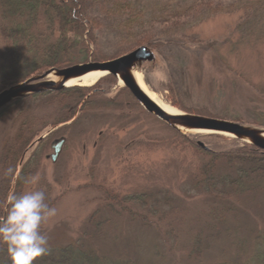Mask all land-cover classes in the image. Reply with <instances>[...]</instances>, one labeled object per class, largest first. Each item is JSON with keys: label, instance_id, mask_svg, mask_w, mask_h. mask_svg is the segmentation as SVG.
<instances>
[{"label": "rangeland", "instance_id": "obj_1", "mask_svg": "<svg viewBox=\"0 0 264 264\" xmlns=\"http://www.w3.org/2000/svg\"><path fill=\"white\" fill-rule=\"evenodd\" d=\"M128 2L133 9L143 10L144 21H159L166 10L183 8L190 0ZM213 8L198 12L175 33L166 25L153 27L149 39L164 44L158 49L142 45L153 53L154 60L137 65L135 72L151 93L181 113L186 112L172 104L169 87L188 109L207 108L217 119L230 121L239 117L246 122L245 126L264 130V0H228ZM105 23L96 31L95 46V52L105 57V61L138 48L120 54V34ZM189 39L214 43V47L200 49L188 44ZM103 78L97 83L106 98L115 97L124 88L118 79L106 83ZM50 79L58 80L54 76ZM122 99L125 106L108 105L101 110L86 111L85 115L79 113L81 104L71 121L50 129L46 135L55 132L54 139L37 152V172L27 178L22 191L43 190L46 201L57 209V215L42 226L50 248L77 242L107 260L194 264L188 260L190 235L202 228V223L196 226L195 222L202 215L204 200L203 194L189 192V177L199 158L185 140H193L195 146L200 141L215 152L250 144L225 135L177 131L148 114L132 96ZM78 116L79 121L71 125ZM10 122L8 119L4 123L3 130ZM60 139L65 143L52 162V143ZM34 147L25 160L37 146ZM108 190L124 196V205L132 212L146 211L140 203L130 200L129 197L137 195L143 196L146 205L154 203L163 210L165 198L185 206L186 215L177 228L176 245L172 240H163L152 228L129 224L122 216L114 219L117 208L108 209L105 204L116 202L103 198ZM241 211L244 212L237 215L235 222L228 223L231 233L241 236L251 231L264 233V204ZM88 226L94 227V233L86 236V232L92 231ZM232 241V236L209 241L201 264L235 257L234 248H230Z\"/></svg>", "mask_w": 264, "mask_h": 264}, {"label": "trees", "instance_id": "obj_2", "mask_svg": "<svg viewBox=\"0 0 264 264\" xmlns=\"http://www.w3.org/2000/svg\"><path fill=\"white\" fill-rule=\"evenodd\" d=\"M126 1L128 2V0H0V92L48 69H65L85 64L89 60L105 61V57L95 52L96 31L104 22L120 34L118 41L120 54L142 45L158 49L164 43L149 39V32L153 27L166 25L167 29H172L175 33L198 12H207L228 0H190L183 8L173 7L162 12L160 15L162 19L159 21H144L141 8L133 9L129 2L120 4ZM124 17L126 19H123ZM188 44L200 49L214 47V43H202L193 39H189ZM92 46L94 50L91 49ZM114 80L112 76L102 79L106 83H113ZM98 87L97 83L92 87H71L59 92L30 95L0 110V217L4 214L6 196L13 190L17 193L23 192L27 178L37 172L39 164H36L37 152H40L42 145L45 143L48 145L54 139L55 132L39 141L43 134L46 135L50 129L71 121L81 104L79 113L85 115L86 111L101 110L100 108L108 105L120 108L122 105L125 106L122 98L131 97L125 88H121L119 94L109 99L101 94ZM168 91L173 98L172 104L179 106L186 113L218 118L207 108H186L176 99L177 93L172 88L169 87ZM8 119H11V122L6 126L8 128L3 130L2 126ZM79 119L80 116L71 125H75ZM225 119L227 120L222 118ZM230 121L246 124L239 117ZM179 136L184 139V136ZM185 141L191 145L199 158V164L189 177L191 182L189 192L203 194L201 196L204 200L202 215L195 222L196 226L202 223V228L193 230L190 235L192 243L188 251V260L194 264H201L204 253L209 249V241L218 242L232 236L233 243L230 248H234L236 256L225 261H216L215 264H264V233L251 231L241 236L236 232L231 233L232 228L228 227L229 222H235L237 215L244 212L241 210L258 208L264 204V152L247 144L230 151L215 152L205 145V150L200 148L198 146L200 141L196 142L197 146L193 144V140ZM33 147L35 149L25 160V155ZM105 193L103 198L116 202L107 205L104 203L108 209L112 206L114 209L117 208L113 215L114 219L122 216L129 224L152 228L163 240H172V244L176 245L179 238L177 228L186 215L185 206L165 198L166 208L163 210L157 208L154 203L151 206L146 205L143 196L137 195L129 197L130 200L140 203L146 211L132 212L124 205L126 199L124 196L114 195L109 190ZM88 229L92 231L86 232V236L94 233V227L88 226ZM0 264H11L2 246ZM36 264H132V262L107 260L105 257L101 258L99 253H93L83 245L72 242L63 247L50 248L48 254L41 257Z\"/></svg>", "mask_w": 264, "mask_h": 264}, {"label": "water", "instance_id": "obj_3", "mask_svg": "<svg viewBox=\"0 0 264 264\" xmlns=\"http://www.w3.org/2000/svg\"><path fill=\"white\" fill-rule=\"evenodd\" d=\"M153 60V53L146 46H141L128 54L109 61L88 62L85 64L73 65L65 69H48L40 75L34 76L0 92V110L12 102L30 95L62 91L70 87L65 85L70 79L79 78L89 72L100 71L120 80L123 87L127 89L135 101L148 114L155 116L177 131L206 132L230 136L234 139L244 141L264 152V130L217 118L181 112L172 115L164 112L139 88L132 75V71H135L137 65L144 62H152ZM51 76H54L58 80H51ZM43 138L44 137L40 138L39 141ZM64 143V139H60L52 144V161H55ZM198 146L204 150L206 149L201 142H198Z\"/></svg>", "mask_w": 264, "mask_h": 264}, {"label": "clouds", "instance_id": "obj_4", "mask_svg": "<svg viewBox=\"0 0 264 264\" xmlns=\"http://www.w3.org/2000/svg\"><path fill=\"white\" fill-rule=\"evenodd\" d=\"M57 215V209L46 201L45 192L15 190L6 196L5 210L0 217V246L11 264H36L50 251L49 237L42 226Z\"/></svg>", "mask_w": 264, "mask_h": 264}, {"label": "bare ground", "instance_id": "obj_5", "mask_svg": "<svg viewBox=\"0 0 264 264\" xmlns=\"http://www.w3.org/2000/svg\"><path fill=\"white\" fill-rule=\"evenodd\" d=\"M105 75H106L105 72L93 71V72H89V73H87V74H85L79 78H72L65 85L70 86V87L71 86L89 87V86H93L94 84H96ZM132 75L134 76V79H135L136 83L138 84L139 88L148 96V98L150 100H152L164 112H166L167 114H172V115L180 113L179 110H177V109L165 104L164 102L160 101V99H158L154 93H151L146 88V86L144 85L139 73L132 71ZM263 137H264V133H263Z\"/></svg>", "mask_w": 264, "mask_h": 264}]
</instances>
